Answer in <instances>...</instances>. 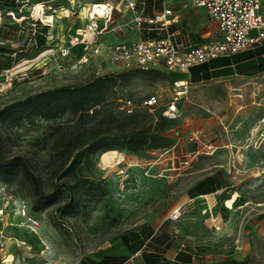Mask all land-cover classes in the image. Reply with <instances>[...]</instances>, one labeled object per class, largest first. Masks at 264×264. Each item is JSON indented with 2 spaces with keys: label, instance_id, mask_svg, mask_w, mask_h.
Masks as SVG:
<instances>
[{
  "label": "rangeland",
  "instance_id": "1",
  "mask_svg": "<svg viewBox=\"0 0 264 264\" xmlns=\"http://www.w3.org/2000/svg\"><path fill=\"white\" fill-rule=\"evenodd\" d=\"M16 1L21 15L0 9V45L16 48L12 66L0 69V152L23 156L45 194L57 190L50 203L35 207V194L23 175L16 170L4 173L0 167V179L14 200L3 222L18 221L14 202L21 200L40 221L37 234L22 226L5 230L27 242L49 245V250L34 248L29 255L16 250L19 261L24 257L28 264H88L106 253H127L118 234L146 222L172 237L169 258L184 245L206 263L230 258L235 264H264V70L191 80L190 97L175 118L161 121L160 106L138 108L141 124H162L156 130L161 136L158 146L134 152L111 145L84 154L75 173L65 172L76 151L74 142L104 124L100 116L65 109L49 119L28 121L4 107L38 91L119 68L100 55L73 68L69 57L35 56L38 49L28 50L26 40L34 32L31 13L43 21L38 20L45 27V45L56 47L84 22V7L92 0ZM152 4L149 10L159 8ZM174 9L196 41L217 34L203 9L181 2ZM113 17L122 24L130 22L131 14L116 11ZM135 30L121 25L108 41L126 38L131 31L137 35ZM173 74L131 72L108 93L104 110L116 111V97L137 104L156 94L164 103ZM210 144L214 148H208ZM208 175L221 181V188L191 197L188 189ZM76 177L83 180L76 182ZM124 264L142 262L131 255Z\"/></svg>",
  "mask_w": 264,
  "mask_h": 264
},
{
  "label": "built area",
  "instance_id": "2",
  "mask_svg": "<svg viewBox=\"0 0 264 264\" xmlns=\"http://www.w3.org/2000/svg\"><path fill=\"white\" fill-rule=\"evenodd\" d=\"M173 1L152 0V5L159 6L152 10L147 7V0L89 1L84 7V22L59 45L45 46L39 53L49 57H69L73 68L100 55L109 66L119 68L117 70L173 72L171 92L164 103L156 94L145 96L137 104L128 97L117 98V107L123 113H131L137 107L151 109L160 106V114L173 119L190 97L192 66L230 56L264 42V0H187L192 6L205 11L217 33L214 37L197 41L192 40L188 31L180 26ZM116 11H129L130 22H115L113 15ZM30 16L33 26L36 21L42 20L33 17L32 13ZM172 24H177V27L170 30ZM121 25L128 26L130 30L136 29L137 35L108 41V37L121 29ZM208 148L214 147L210 144ZM10 200L14 201L7 184L0 180V264H28L23 261L24 257L19 261L16 250L27 251L29 255L34 248L41 253L49 250V245L43 240L40 244L27 242L11 229L5 230L8 225L22 226L37 234L36 228L40 225L39 219L22 200L14 202L18 221L3 222ZM55 216L58 218V215ZM171 217H177V213ZM212 227L219 228L214 221ZM49 264L58 263L52 261Z\"/></svg>",
  "mask_w": 264,
  "mask_h": 264
},
{
  "label": "trees",
  "instance_id": "3",
  "mask_svg": "<svg viewBox=\"0 0 264 264\" xmlns=\"http://www.w3.org/2000/svg\"><path fill=\"white\" fill-rule=\"evenodd\" d=\"M18 4L19 2L16 0H0V9L5 12L11 11L19 16L21 14L18 12ZM151 4L152 0H147L148 8H150ZM35 23L34 32L28 35L26 44H29L28 50L38 49L36 56L45 48L46 36L45 27L42 28L39 21ZM35 27H41L42 29L37 30ZM176 27L177 24H172L169 29L173 30ZM15 50L16 48L12 49L0 45V69H8L12 66L15 59L13 56ZM259 70H264V42L256 44L245 51L230 56L217 57L208 62L192 66L190 68V80L198 81L207 79L210 76L230 74L236 71L251 74ZM136 71L146 74L159 72L155 70L105 72L95 75L84 82L67 83L38 91L23 99L7 104L4 109L9 110V113L14 111L17 113L18 118H25L28 121H32L35 117L49 119L65 109H69L79 116L99 115L100 120L104 124L91 130L89 135L80 138L78 143L74 142L73 144L76 151L66 165L65 172L75 173L84 154L95 153L101 148H107L111 145H123L128 150L135 152L142 148H153L159 145L157 141L161 139V136L156 133V130L161 129L163 126L161 123H153L147 126L141 124L137 111L141 107L135 108L131 113H123L117 107L118 97H116V111L111 109L104 110L103 104L107 100L108 93L128 74ZM158 115L161 121L167 119L159 111ZM0 167L4 173L9 174L16 170L23 175L35 194V207L42 203H50L57 194V190L49 194H45L41 190L39 180L21 155L5 157L0 152ZM0 180L3 181L2 179ZM75 180L76 182H81L83 179L76 177ZM221 186V181L216 180L213 175H208L193 184L188 189V193L191 197L199 194H210L217 192ZM56 212L59 213L60 211ZM57 220L63 222L59 217ZM118 238L126 247L127 253H106L99 259H92L88 264H121L137 251H140V257L144 264H235L236 262L230 258L213 263L198 261L197 253L184 245L179 247L173 256L169 258L166 255V251L172 246V237L163 229H154L146 222L120 232Z\"/></svg>",
  "mask_w": 264,
  "mask_h": 264
},
{
  "label": "crops",
  "instance_id": "4",
  "mask_svg": "<svg viewBox=\"0 0 264 264\" xmlns=\"http://www.w3.org/2000/svg\"><path fill=\"white\" fill-rule=\"evenodd\" d=\"M182 3L183 4V6H186V4L187 3H189V1H187V0H174L173 1V6L175 7V5H178L179 3ZM181 24V23H180ZM181 26V25H180ZM129 29V28H128ZM130 30V29H129ZM134 32V31H133ZM136 36V33L134 32V33H132V31H131V33H128V36H126V37H135ZM194 36H195V34L191 37V35H190V37H191V39L192 40H195L196 38H194ZM112 37V36H111ZM133 256H137L138 258H140V260H141V262H142V259H141V257H140V251H137V252H135L134 254H132ZM131 256V255H130ZM129 256V257H130ZM129 259V258H128ZM127 259V260H128ZM127 260H125L123 263H121V264H124V263H126V261ZM58 263V262H57ZM58 264H60V263H58ZM142 264H144L143 262H142Z\"/></svg>",
  "mask_w": 264,
  "mask_h": 264
}]
</instances>
